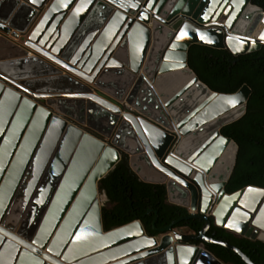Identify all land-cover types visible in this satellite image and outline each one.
Instances as JSON below:
<instances>
[{
    "label": "water",
    "instance_id": "obj_1",
    "mask_svg": "<svg viewBox=\"0 0 264 264\" xmlns=\"http://www.w3.org/2000/svg\"><path fill=\"white\" fill-rule=\"evenodd\" d=\"M195 44L260 50L264 9L252 0H0V264H225L207 244L255 264L209 236L214 222L264 242V188L228 193L239 147L222 133L252 90H212L189 65ZM125 156L191 214L154 236L140 220L106 231L100 183ZM198 217L207 222L199 233L176 227Z\"/></svg>",
    "mask_w": 264,
    "mask_h": 264
},
{
    "label": "trees",
    "instance_id": "obj_2",
    "mask_svg": "<svg viewBox=\"0 0 264 264\" xmlns=\"http://www.w3.org/2000/svg\"><path fill=\"white\" fill-rule=\"evenodd\" d=\"M264 9V0H252ZM189 65L212 90L231 94L243 84L252 93L245 115L226 126L222 133L234 140L238 147L237 161L228 182V193L248 186L264 188V46L255 52L234 56L228 49H215L195 44L189 51ZM101 193L109 201L103 207L106 231L140 220L150 236L188 217V209L171 204L163 185L144 182L133 171L128 157L100 183ZM207 222L203 218L184 219L177 228L201 232ZM209 236L239 248L255 264H264V242L250 240L218 227L213 222ZM206 247L225 264H247L236 252L220 244Z\"/></svg>",
    "mask_w": 264,
    "mask_h": 264
},
{
    "label": "built area",
    "instance_id": "obj_3",
    "mask_svg": "<svg viewBox=\"0 0 264 264\" xmlns=\"http://www.w3.org/2000/svg\"><path fill=\"white\" fill-rule=\"evenodd\" d=\"M121 105H123L126 109H128L130 112H136V110L129 105L126 101L119 102Z\"/></svg>",
    "mask_w": 264,
    "mask_h": 264
},
{
    "label": "rangeland",
    "instance_id": "obj_4",
    "mask_svg": "<svg viewBox=\"0 0 264 264\" xmlns=\"http://www.w3.org/2000/svg\"><path fill=\"white\" fill-rule=\"evenodd\" d=\"M188 231V229H186V228H180V231Z\"/></svg>",
    "mask_w": 264,
    "mask_h": 264
},
{
    "label": "crops",
    "instance_id": "obj_5",
    "mask_svg": "<svg viewBox=\"0 0 264 264\" xmlns=\"http://www.w3.org/2000/svg\"><path fill=\"white\" fill-rule=\"evenodd\" d=\"M183 232H185V233H191V231H190V230H188V231H184V230H183Z\"/></svg>",
    "mask_w": 264,
    "mask_h": 264
},
{
    "label": "snow or ice",
    "instance_id": "obj_6",
    "mask_svg": "<svg viewBox=\"0 0 264 264\" xmlns=\"http://www.w3.org/2000/svg\"><path fill=\"white\" fill-rule=\"evenodd\" d=\"M182 35H183V33H182Z\"/></svg>",
    "mask_w": 264,
    "mask_h": 264
}]
</instances>
